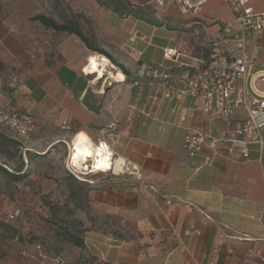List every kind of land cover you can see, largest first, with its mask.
<instances>
[{
    "label": "crops",
    "instance_id": "0c3cea01",
    "mask_svg": "<svg viewBox=\"0 0 264 264\" xmlns=\"http://www.w3.org/2000/svg\"><path fill=\"white\" fill-rule=\"evenodd\" d=\"M138 1L136 14L97 0H0V67L13 104L52 125L55 143L82 131L92 144L106 141L120 166L137 169L136 176L118 166L91 193L101 228L89 233L98 243L91 264H264V130L262 146L249 144L247 158L221 147L205 164L210 150L190 156L186 130L219 136L232 124L209 115L181 120L192 99L172 111L159 78L146 72L148 65L177 70L163 57L168 47L188 53L179 62L196 64L208 52L203 37L216 34L232 12L224 0H206L195 13ZM247 4L264 11V0ZM35 14L58 22L76 15L88 23L92 45L129 72L126 77L117 65L120 90L110 98L95 89L83 71L95 52L76 34L33 20ZM250 46L257 47L255 66L264 67V29ZM257 87L264 90V82ZM30 256L9 251L0 264H41Z\"/></svg>",
    "mask_w": 264,
    "mask_h": 264
},
{
    "label": "rangeland",
    "instance_id": "374dc122",
    "mask_svg": "<svg viewBox=\"0 0 264 264\" xmlns=\"http://www.w3.org/2000/svg\"><path fill=\"white\" fill-rule=\"evenodd\" d=\"M72 21L94 43L89 24H81L76 15ZM104 56L110 63L101 76L85 73L95 89L112 98L120 90V79L110 77L108 71H121ZM7 75L0 67V109L19 117L30 116L33 126L21 133L0 120V257L16 251L31 255L41 264H53V258H59L62 264H91L98 243L89 238V233L101 230L91 193L111 173L86 174L77 169L76 176L70 174L67 166L72 139L62 134L54 144L56 138L49 132L54 130L52 125L47 121L41 125L32 113L17 109Z\"/></svg>",
    "mask_w": 264,
    "mask_h": 264
},
{
    "label": "built area",
    "instance_id": "2783aa9c",
    "mask_svg": "<svg viewBox=\"0 0 264 264\" xmlns=\"http://www.w3.org/2000/svg\"><path fill=\"white\" fill-rule=\"evenodd\" d=\"M156 7L173 4L183 12H198L206 0H145ZM232 12V18L220 30L202 39L208 46L207 55L196 58V64L179 62V57L186 56L179 48H164L163 57L177 64V70L172 66L148 65L146 72L154 78H159L163 86V97L172 103V111L179 109L178 101L191 98L192 104L180 114L183 120L186 116L209 115L223 119L232 128L227 133L212 136L207 132L188 128L184 134V147L190 156L202 149L210 150L203 163L211 164L213 157L221 147L228 153L234 150L248 157V145L263 144L264 130V90L257 87V82H264V67H256L257 47L250 46V41L258 32L264 29V11H255L247 4V0H224ZM240 112V115H236ZM236 119H233L235 118ZM0 120H5L11 126L25 133L33 126L30 116L19 117L17 113H6L0 109ZM112 122L108 128L113 126ZM101 132H105L103 129ZM108 151L112 159V169L104 172L114 174V153L104 140L95 143ZM91 166V163H89ZM122 173L138 175L137 169L127 164H121ZM68 171L76 176L77 167L71 162ZM86 169V174L93 173ZM78 177V176H77ZM41 255V253H39ZM55 261L61 264V260Z\"/></svg>",
    "mask_w": 264,
    "mask_h": 264
},
{
    "label": "bare ground",
    "instance_id": "6f19581e",
    "mask_svg": "<svg viewBox=\"0 0 264 264\" xmlns=\"http://www.w3.org/2000/svg\"><path fill=\"white\" fill-rule=\"evenodd\" d=\"M109 63L110 61L103 54H95L83 65V71L86 73L96 72L98 76H101L104 73L105 65ZM108 75L117 79L123 78V74L119 71L117 73L108 71ZM91 142L84 132L75 133L70 144V162L81 170L91 167L89 170L91 172H104L112 169V159L108 151H103L101 147L96 148L95 144ZM118 166L120 168L119 162H114L113 169L119 170Z\"/></svg>",
    "mask_w": 264,
    "mask_h": 264
},
{
    "label": "trees",
    "instance_id": "16d2710c",
    "mask_svg": "<svg viewBox=\"0 0 264 264\" xmlns=\"http://www.w3.org/2000/svg\"><path fill=\"white\" fill-rule=\"evenodd\" d=\"M97 1L105 5L106 7H110L114 10H118L121 13H136L137 11L135 12V8L140 5L138 0H97ZM138 14H142V13H138ZM31 18L33 20H38L45 27L51 28L55 31H65L68 33H74L84 42V44L86 45L88 49H90L91 51H95L96 54H103V55L105 54L106 56H108V54H106V52H104L102 49L93 46L90 41V38H88L84 34V32L81 30V28L74 22H58L51 16H46L43 14H35ZM117 65L120 67L122 72L126 75V77H128L129 72L127 71V69L121 64H117ZM78 243H81V240H79ZM51 263L59 264L55 261V258L52 259Z\"/></svg>",
    "mask_w": 264,
    "mask_h": 264
}]
</instances>
